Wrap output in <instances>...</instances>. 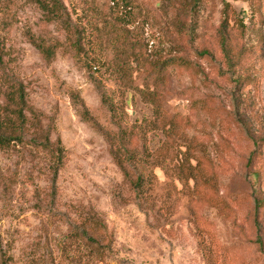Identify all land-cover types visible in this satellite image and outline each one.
I'll return each mask as SVG.
<instances>
[{
  "label": "rangeland",
  "instance_id": "374dc122",
  "mask_svg": "<svg viewBox=\"0 0 264 264\" xmlns=\"http://www.w3.org/2000/svg\"><path fill=\"white\" fill-rule=\"evenodd\" d=\"M62 2L76 35L0 0V105L22 83L52 149H0V264H264V0Z\"/></svg>",
  "mask_w": 264,
  "mask_h": 264
},
{
  "label": "trees",
  "instance_id": "16d2710c",
  "mask_svg": "<svg viewBox=\"0 0 264 264\" xmlns=\"http://www.w3.org/2000/svg\"><path fill=\"white\" fill-rule=\"evenodd\" d=\"M199 1L200 0H188L192 9H194L199 4ZM34 4L42 12L46 23H58L64 28L65 32L68 35H76L75 31L72 32L69 22L70 18L62 0H34ZM227 24L228 19H225L222 23V29L220 31L222 45H225L226 43ZM32 43L46 61H50L55 56L57 51L62 47L60 44L49 45L42 40L36 41L35 39H32ZM78 44V41H75L72 45L74 48L78 49L80 47V44ZM3 82H5V80L2 77L0 69V83H2L3 85ZM7 85V91H5L4 93V103L0 105V149L9 148L13 145V143L23 142L26 134L30 132V129H32L33 136L36 139L34 145L41 148L43 151L50 152L52 149L50 148L51 144L49 139V132L43 130V127L41 126L39 121H36L34 118L29 119L27 116L28 102L26 99V93L23 84L7 83ZM103 103L105 105L107 104L104 98ZM82 117L86 121H90V117L87 111L83 112ZM53 154V156L56 157L53 172L55 175H57L59 165L61 163L62 154V149L60 148V146L57 147L56 150H53ZM137 154L138 153L136 151H132L131 153H127L124 159L114 154V159L117 163V166L123 172L126 180L130 182L135 190H139L140 188H142L144 183L142 172H140L139 176L136 179L132 178V169L137 171L138 165H144L141 164V159L137 157ZM144 167L146 168L145 165ZM161 169L164 170L163 168ZM94 224L97 227L99 226V230L106 234L105 224L99 223V220L93 218L91 224L87 228H85L82 233L87 247L89 248L92 246L94 248L100 249L101 251H108L110 245L102 244L101 241L93 235V229L91 228V225L94 226ZM255 224L258 228V231H260L258 209L255 216ZM257 241L260 246H263L262 240L260 238H258Z\"/></svg>",
  "mask_w": 264,
  "mask_h": 264
}]
</instances>
